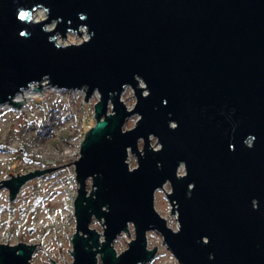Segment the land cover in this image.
<instances>
[{"label":"water","instance_id":"water-1","mask_svg":"<svg viewBox=\"0 0 264 264\" xmlns=\"http://www.w3.org/2000/svg\"><path fill=\"white\" fill-rule=\"evenodd\" d=\"M39 9L46 19H34ZM85 30L81 43L57 41ZM44 81L86 87L85 100L101 94L73 162V264L147 263L157 253L148 248L152 231L180 264H264V0H0V104L20 107L26 101L15 96ZM127 86L132 109L122 100ZM58 168L0 183L12 201ZM167 183L178 230L155 206ZM94 217L104 219L103 242ZM131 224L135 237L118 253L114 241ZM37 245L1 243L0 264H32Z\"/></svg>","mask_w":264,"mask_h":264},{"label":"rangeland","instance_id":"rangeland-1","mask_svg":"<svg viewBox=\"0 0 264 264\" xmlns=\"http://www.w3.org/2000/svg\"><path fill=\"white\" fill-rule=\"evenodd\" d=\"M33 17L41 21L47 18V13L39 9ZM46 27L54 29L56 23ZM88 36L85 30L82 36L70 33L66 39L58 36L57 41L63 45L78 44ZM48 83L44 81L40 84L42 86L36 84L26 103H20V107L10 103L0 104V182L13 178L9 174L17 177L18 173L23 175L60 167L27 182L12 201L7 187L0 190V244H38L31 258L32 264H53L52 260L56 264H73L71 239L76 234L75 201L79 187L76 164L73 162L80 158L86 134L97 123L95 105L101 94L96 91L89 96V100H85L86 87L63 90ZM35 88H41L42 92ZM122 100L129 109L134 107L136 97L131 86L125 88ZM112 107L111 103L108 114H113ZM139 118L138 114L129 117L124 129L133 128ZM157 142V138L151 137L152 146L159 149ZM128 162L132 169L138 166L136 154L132 151ZM184 172L182 165L179 174ZM0 184L3 185V182ZM93 184V180L89 179V195L92 189L96 190ZM171 191L170 183L158 189L155 206L169 226L178 230V213L171 214L172 207L167 197ZM39 197L42 200L37 202ZM104 223V219L99 221L95 217L91 222V228L101 234V242L105 240ZM30 228L35 229L32 234L29 233ZM129 229L128 233L120 234L114 241L118 253L124 252L135 237L132 224ZM155 247L156 256L144 264H180L164 243L162 235L152 231L148 234V248Z\"/></svg>","mask_w":264,"mask_h":264},{"label":"bare ground","instance_id":"bare-ground-1","mask_svg":"<svg viewBox=\"0 0 264 264\" xmlns=\"http://www.w3.org/2000/svg\"><path fill=\"white\" fill-rule=\"evenodd\" d=\"M34 87H36V84L35 85H32L29 89L23 90V92L18 93L15 96L14 101L20 103V102H23L24 100H26L28 97H30L29 94L32 91H34Z\"/></svg>","mask_w":264,"mask_h":264},{"label":"flooded vegetation","instance_id":"flooded-vegetation-1","mask_svg":"<svg viewBox=\"0 0 264 264\" xmlns=\"http://www.w3.org/2000/svg\"><path fill=\"white\" fill-rule=\"evenodd\" d=\"M2 184H0V190H2L3 189V187H5L4 185L3 186H1ZM4 208V206L2 207V209Z\"/></svg>","mask_w":264,"mask_h":264},{"label":"built area","instance_id":"built-area-1","mask_svg":"<svg viewBox=\"0 0 264 264\" xmlns=\"http://www.w3.org/2000/svg\"><path fill=\"white\" fill-rule=\"evenodd\" d=\"M168 184V183H167Z\"/></svg>","mask_w":264,"mask_h":264},{"label":"snow or ice","instance_id":"snow-or-ice-1","mask_svg":"<svg viewBox=\"0 0 264 264\" xmlns=\"http://www.w3.org/2000/svg\"><path fill=\"white\" fill-rule=\"evenodd\" d=\"M23 15V14H22Z\"/></svg>","mask_w":264,"mask_h":264}]
</instances>
